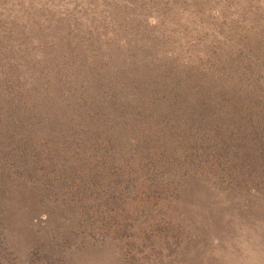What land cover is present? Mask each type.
I'll return each mask as SVG.
<instances>
[{
	"label": "rangeland",
	"instance_id": "374dc122",
	"mask_svg": "<svg viewBox=\"0 0 264 264\" xmlns=\"http://www.w3.org/2000/svg\"><path fill=\"white\" fill-rule=\"evenodd\" d=\"M7 35L27 45L0 41V264H264V151L218 160L200 136L224 117L199 116L226 112L209 89L264 88V0H0ZM197 81L218 84L209 107L167 115ZM168 127L181 136L154 147Z\"/></svg>",
	"mask_w": 264,
	"mask_h": 264
},
{
	"label": "trees",
	"instance_id": "16d2710c",
	"mask_svg": "<svg viewBox=\"0 0 264 264\" xmlns=\"http://www.w3.org/2000/svg\"><path fill=\"white\" fill-rule=\"evenodd\" d=\"M0 41L3 43H8L9 46H11L12 42H14V47L17 48L19 47V49H23L26 47L27 45V40L26 39H19L17 38L15 40L14 38L9 39V36H2L0 37ZM4 45V44H3ZM1 49V48H0ZM18 49V48H17ZM3 51H0V55H1V59H4L3 63V71H2V75H6L8 77H5L7 80H14L13 78H9L10 76V72L7 71L8 69H6V62L9 60L6 55L4 53H6L4 51V49H2ZM34 57V56H33ZM202 57H199V60H201ZM212 59V60H211ZM206 60H209V64L211 63V65H209L207 68H211L212 67V63H214V61H220V55H218L217 52H209V54L206 56ZM213 61V62H212ZM208 65V63H205ZM42 64L40 63L39 65V69H37L36 71L33 72V68L30 70L29 72V81L26 82L27 84V88L30 89V93L36 94V97L38 98V96L40 97H44L46 94L42 93L44 91H41L39 93V91L41 90L40 87H42V82L38 83V79L44 81V79L47 78L46 74L45 75H40L41 71L44 70V67H41ZM213 68V67H212ZM218 73L214 72L216 74V76L221 75L223 71H217ZM205 73V71H204ZM38 74V75H36ZM1 75V74H0ZM50 75V73H48V76ZM24 76V75H23ZM61 76H63L61 74ZM31 77V78H30ZM5 78H0L1 80H6ZM264 78V77H263ZM27 80V78L24 76L22 78H18V80ZM185 80H191L190 75L185 77ZM7 82V81H5ZM211 82V81H210ZM4 83V82H3ZM10 83V85H13V82H7ZM26 84L24 85V88L26 86ZM2 86H4L3 84H0ZM7 85V86H10ZM208 85H210L211 87H215L218 85L217 83H207V81H201V82H195L192 83L189 86V92L190 93H186V97H185V101L181 100V103L183 104H179L177 106V109L173 108V110L171 109H166L164 110L165 113L169 116L172 117H176L177 119H180V122H184L185 120H189V119H193L194 117H190L191 114H193L192 112H190L189 110L185 109L184 105L187 104V100L188 96H190V99H194V100H201L202 103H200L196 109L200 108L201 106H203L204 104L208 106V104L206 102H210L208 101V99L206 98H199L200 94L199 92L202 89H206L208 87ZM225 87V85H224ZM209 89V87H208ZM246 94L244 91H242L243 94V98L242 99H233V96L231 93L233 92V89L227 90L226 87L221 90V91H216L214 92V90H208V94L210 95V99H213L212 101L218 102V110L222 107H224V109H226V112L223 113L221 111H213L212 115L208 116V115H203L199 114V116L202 117V121L203 118L207 117H214V119L216 121H218V119L216 118V112L219 113V115H222L224 117V119L227 118L228 115H230V121H227V123L224 122V119L222 121V125L219 127V131L215 130L214 127H217L216 124H214V127H211L208 125V131H206L205 136L203 137V139L200 136V139L203 141H206L207 143H211L216 145L218 148H221L223 150V157L220 158L218 157V160L221 159H231V158H238L237 160H241V156L240 153L234 149L235 147H240L241 149H243V146H245V148L250 151V153H253L256 151L257 149V155L259 156L261 151H264V149L260 150L258 149L259 146L264 145V88L263 86L259 85V83H246ZM8 91V89H7ZM1 95H3V93L0 92ZM253 94H256L257 96L254 97ZM32 96V97H34ZM259 97L260 101L256 102L254 101L255 98ZM4 101V100H3ZM2 101V102H3ZM0 101V114H2L3 116H11V106L6 107V102L3 104ZM9 105V104H8ZM158 106V105H157ZM37 108V107H36ZM155 107L152 104H148L147 105V109L143 110V113L141 114L142 117L145 118H151L150 115H152L153 113H159V111L156 109L155 112ZM37 109H35L34 111L36 112ZM158 111V112H157ZM203 112H205V110H203ZM52 113V112H49ZM161 116L158 115V118H160ZM46 119V118H45ZM54 120V119H53ZM53 120H43L45 121L44 126L49 127L50 128V137L49 139L46 141L47 142V149H51L52 147H54V139L57 137H60V134H56L53 131L58 130L56 129V127H52V126H48L47 123L49 122H53ZM219 122V121H218ZM159 124L163 125V122L160 121ZM210 124V123H209ZM179 127L181 126V124L178 125ZM216 132V133H215ZM218 133V134H217ZM182 134V130H176L175 128H164L161 131H159L157 133V139H156V143L154 144V147H156V145L160 144L161 146L164 145L162 143H165V146H171L173 140H178V138L181 136ZM257 135L259 137H257ZM148 143L150 145H152V143L150 141H148ZM230 145H232V147H230ZM164 146V147H165ZM106 147V146H105ZM104 147V148H105ZM105 151H108V148L105 149ZM256 153V152H255ZM229 154H230V158H229ZM209 156V154H208ZM216 159V158H215ZM217 161V159H216ZM242 161V160H241ZM264 158L260 160H258V162L263 163ZM215 163V162H214ZM217 164H219V162H216ZM15 167H20L24 169L23 165H18ZM29 167H36V165H31ZM61 171V170H60ZM65 173V172H64ZM25 178L27 179H31L30 176H28V173L24 174ZM32 180V179H31Z\"/></svg>",
	"mask_w": 264,
	"mask_h": 264
}]
</instances>
